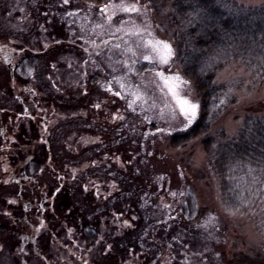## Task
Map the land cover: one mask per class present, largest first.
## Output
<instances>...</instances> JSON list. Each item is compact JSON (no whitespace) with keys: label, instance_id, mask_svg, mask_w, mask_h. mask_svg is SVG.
<instances>
[{"label":"rangeland","instance_id":"rangeland-1","mask_svg":"<svg viewBox=\"0 0 264 264\" xmlns=\"http://www.w3.org/2000/svg\"><path fill=\"white\" fill-rule=\"evenodd\" d=\"M26 1L27 7H23L25 0H0V37L16 40L18 30L23 26L20 20L23 17L26 21L24 30H28L29 38L36 40L40 49L53 44V57L49 60L53 69L49 68L45 75L54 78L53 93H57V99L73 105L84 96L89 97L84 107L56 108L60 115L66 116L59 124L68 127L77 124L83 129L81 122L86 119L95 125L117 126L122 137H133L135 143L137 137L141 138L142 148L151 150L152 157H146L145 163L154 173L157 185L173 195L193 193L197 208L209 210L213 217L211 223L225 229L221 236L225 238V244L221 250L226 253V259L240 261L247 254L261 253L264 237L257 232L251 220L223 211L219 185L200 144H191L181 150L168 147L171 134L186 130L193 123L187 124L166 81H172L178 93L193 103L199 104V99L174 64L173 52L166 63L162 62L149 43L164 41L172 49L170 40L158 26L161 20L153 11L152 0H112L104 8L82 0ZM233 1L245 7L264 3V0ZM129 7L137 10L125 11ZM60 19L67 28L59 26ZM61 40H66V43L54 45L55 41ZM107 40L111 42L107 43ZM55 49L62 50L64 54L54 57ZM43 53L46 54L45 51ZM144 61L153 63L155 71L138 72L136 65ZM217 82L227 86L226 97L234 99L235 103L217 122L216 129L223 128L232 134L244 115H264V77H257L243 65L234 63L218 73ZM0 86L6 88L7 79L0 82ZM9 108L14 110L13 106ZM3 118L8 120V116ZM34 130V126L29 127L30 132ZM68 130L72 132L75 128ZM67 133L69 131L66 130L60 132ZM68 142L71 145L69 151L82 152V146L77 147L74 139ZM114 155L117 153L109 156L113 159ZM113 165L116 164L112 162ZM5 167V159L0 155V188L8 179L3 173ZM159 202L166 203L162 198ZM0 205L8 211L12 208L6 193L0 197ZM217 226L213 230H217ZM154 239H159V235ZM161 240H158L159 245H155L156 252L160 254ZM198 257L192 256L185 263L200 264Z\"/></svg>","mask_w":264,"mask_h":264},{"label":"flooded vegetation","instance_id":"flooded-vegetation-1","mask_svg":"<svg viewBox=\"0 0 264 264\" xmlns=\"http://www.w3.org/2000/svg\"><path fill=\"white\" fill-rule=\"evenodd\" d=\"M27 5L25 0L23 7ZM20 20L24 26L26 21ZM59 23L67 28L62 19ZM23 26L16 40L0 37V82L8 81L6 88L0 86V155L8 177L0 197L6 193L12 202L10 211L0 205V264H185L184 253L169 249L167 229L138 228L150 222L140 221L138 214L133 137L128 145L117 126L86 119L80 121L83 129L59 124L66 116L56 108L72 104L57 99L54 78L45 75L53 69V44L40 49ZM60 42L66 40L54 45ZM61 51L55 49L54 57L63 55ZM62 130L69 131L67 136ZM69 139L82 152L69 151ZM128 148L130 174L123 155ZM110 153L117 156L112 159ZM156 235L162 238L161 254L156 252Z\"/></svg>","mask_w":264,"mask_h":264},{"label":"trees","instance_id":"trees-1","mask_svg":"<svg viewBox=\"0 0 264 264\" xmlns=\"http://www.w3.org/2000/svg\"><path fill=\"white\" fill-rule=\"evenodd\" d=\"M85 1L106 6L112 0ZM151 5L161 20L160 30L172 45V60L192 85L200 106L188 129L169 136L168 147L181 150L199 143L219 185L223 211L247 217L264 237V115H244L232 134L216 129L217 122L235 103L226 97L227 86L217 82L218 73L238 63L253 75L264 77V3L245 7L233 0H152ZM136 66L140 73L155 71L150 61ZM86 101L81 98L65 108L78 109ZM136 139L138 214L140 221L150 222L148 226H138L139 230L167 229L169 249L184 253V262L201 255L200 264H264V243L261 253L247 254L241 262L226 259L221 250L225 229L211 223L209 210L197 208L193 193L173 195L157 185L145 163L146 157H152L151 150L143 149L141 138ZM127 140L129 145L130 137ZM123 155L130 174L134 172L130 149L123 150ZM159 198L166 203L159 202ZM167 221L169 225L162 226ZM216 226L217 230H213Z\"/></svg>","mask_w":264,"mask_h":264},{"label":"snow or ice","instance_id":"snow-or-ice-1","mask_svg":"<svg viewBox=\"0 0 264 264\" xmlns=\"http://www.w3.org/2000/svg\"><path fill=\"white\" fill-rule=\"evenodd\" d=\"M136 8H125V11H136ZM154 52H156L162 62H167L169 56L172 54L171 46L164 41H156L153 43L149 41ZM148 58V57H146ZM178 79V78H176ZM169 86V90L172 92L177 104L180 106V110L187 120V124L191 125L197 118L199 112V104L193 103L192 101L181 96L176 88V85L172 81H166Z\"/></svg>","mask_w":264,"mask_h":264}]
</instances>
